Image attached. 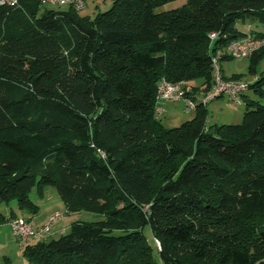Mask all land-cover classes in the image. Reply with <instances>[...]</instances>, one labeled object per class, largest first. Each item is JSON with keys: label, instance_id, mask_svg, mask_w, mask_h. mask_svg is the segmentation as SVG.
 Wrapping results in <instances>:
<instances>
[{"label": "trees", "instance_id": "obj_1", "mask_svg": "<svg viewBox=\"0 0 264 264\" xmlns=\"http://www.w3.org/2000/svg\"><path fill=\"white\" fill-rule=\"evenodd\" d=\"M171 1L112 0L94 17L0 5V224L18 211L31 221L30 193L48 186L68 214L98 217L23 243L31 264H264V48L249 56L239 123L210 124L198 104L164 128L154 112L161 79L204 94L217 51L264 36V0L156 11Z\"/></svg>", "mask_w": 264, "mask_h": 264}, {"label": "rangeland", "instance_id": "obj_2", "mask_svg": "<svg viewBox=\"0 0 264 264\" xmlns=\"http://www.w3.org/2000/svg\"><path fill=\"white\" fill-rule=\"evenodd\" d=\"M112 0H86V7L79 11L81 15H89L90 17H94L98 11H104L110 7ZM184 3V0H175L168 2L156 9V11L167 10L170 8H174L180 6ZM44 8L53 9L58 8L55 5L45 4ZM241 27L240 24H238ZM250 63L249 57L242 58H230L227 60H220L219 66L222 74L226 76H230L232 74H237L240 76V79L243 81L251 82L253 80L254 75L249 73L248 66ZM257 75L264 77V59H261L256 65ZM191 83V82H189ZM188 88L190 84H187ZM190 89V88H189ZM250 97L257 98L252 90H248L246 92ZM264 101V99H262ZM184 104L183 101L170 102L165 104V112L159 116L161 120V124L164 128H172L175 126H179L181 123L191 120L194 117L195 111L185 112L183 110ZM243 103H235L233 100L229 99L226 96L218 97L213 101H210L206 106L207 118L210 124L214 123H239L242 119L243 115ZM173 169V168H171ZM164 173H170L168 167H164L156 172V178L159 180L162 179ZM47 189H51L54 192V197H49L48 201H40L41 198L37 196L35 191L30 193L31 200L38 205V213L42 215L45 214L46 210L54 205H60L62 200L57 195L55 190L48 186ZM11 206V204H10ZM9 207V206H8ZM12 207V206H11ZM15 212H17L15 207H12ZM7 210V205L0 204V211L5 213ZM98 217L87 211L76 212L73 215L66 214L61 217L59 220H56L52 226L54 227L56 232L51 234V237L56 238L65 232H68V228L66 231H59L61 228H57V223L59 222H69L73 220H96ZM52 231H53V227ZM144 234L150 239L151 235L149 233L148 227L145 226ZM36 239L32 238L31 242H34ZM0 264H31L26 260V258L22 254V242L16 239L12 233L10 228L6 224H0Z\"/></svg>", "mask_w": 264, "mask_h": 264}, {"label": "built area", "instance_id": "obj_3", "mask_svg": "<svg viewBox=\"0 0 264 264\" xmlns=\"http://www.w3.org/2000/svg\"><path fill=\"white\" fill-rule=\"evenodd\" d=\"M16 3L17 0H0V5H13ZM41 3L57 7H70L76 11H81L86 7V0H41ZM209 36L213 38L215 33L212 32ZM262 48H264V36L246 34L230 41L225 49L217 51L211 57V87L206 93L197 95L196 97L187 96L183 81L170 82L166 79H161L158 82L155 96V115L160 116L165 112L166 103L181 100L183 101V110L185 112L195 111L198 104L206 107L210 101L222 96H226L239 104L240 94L247 88V84L241 79L224 78L218 60L222 55L232 58L249 57L253 52ZM66 214H68L66 209H55L38 226H34L30 220L22 216H10L6 219L5 223L10 228L12 235L23 244L32 238H46L51 231L52 224Z\"/></svg>", "mask_w": 264, "mask_h": 264}, {"label": "crops", "instance_id": "obj_4", "mask_svg": "<svg viewBox=\"0 0 264 264\" xmlns=\"http://www.w3.org/2000/svg\"><path fill=\"white\" fill-rule=\"evenodd\" d=\"M249 27L250 26H243V29H245V30H247V29H249ZM54 192L51 190V189H47V187L44 189V191H43V195H42V197H41V200L40 201H48V198L49 197H54ZM40 198V197H39ZM59 204L60 205H54V206H52V207H50V208H48L47 210H46V212H45V214H41V213H36L35 215H33L32 217H31V222H32V224L34 225V226H38V225H40V224H42L45 220H46V218H47V216H48V214L49 213H51L53 210H55V209H64L65 208V205L63 204V202L62 203H60L59 202ZM19 216H22V217H29L30 215L29 214H25V213H21V212H19L18 211V213H17ZM73 214H75V213H71V214H69V215H73ZM74 221V220H73ZM71 222L72 221H69V222H65L66 224H64V222L62 221V222H59V223H57V228H61L60 230H58V232L59 231H66V229L67 228H69V225L71 224ZM5 224V223H4ZM54 224V223H53ZM53 227V226H52ZM57 230H55L54 229V227H53V231H52V228H51V233H50V237H51V234L52 233H54V232H56ZM27 242H31V239H29Z\"/></svg>", "mask_w": 264, "mask_h": 264}]
</instances>
